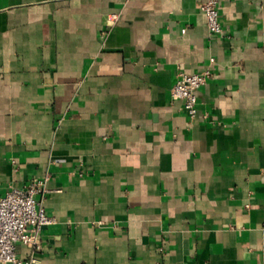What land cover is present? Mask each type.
<instances>
[{"label": "crops", "instance_id": "0c3cea01", "mask_svg": "<svg viewBox=\"0 0 264 264\" xmlns=\"http://www.w3.org/2000/svg\"><path fill=\"white\" fill-rule=\"evenodd\" d=\"M203 2L0 0V196L47 177L58 218L20 256L264 264V0L217 36ZM209 66L191 118L172 88Z\"/></svg>", "mask_w": 264, "mask_h": 264}, {"label": "built area", "instance_id": "2783aa9c", "mask_svg": "<svg viewBox=\"0 0 264 264\" xmlns=\"http://www.w3.org/2000/svg\"><path fill=\"white\" fill-rule=\"evenodd\" d=\"M220 1L204 0L201 10L207 19L209 33L221 35ZM215 61L211 58V63ZM212 71L210 66L199 73L179 70L172 88V97L183 101L184 110L191 118L199 113L198 90L207 83ZM208 119V114L203 115ZM45 179H34L25 187H13L0 196V264H34L35 256L24 258L17 253L21 243L34 251L41 249L43 231L58 222L56 215L49 214L37 195L46 192Z\"/></svg>", "mask_w": 264, "mask_h": 264}]
</instances>
